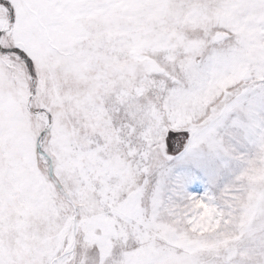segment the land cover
Returning <instances> with one entry per match:
<instances>
[{
    "label": "snow or ice",
    "instance_id": "obj_1",
    "mask_svg": "<svg viewBox=\"0 0 264 264\" xmlns=\"http://www.w3.org/2000/svg\"><path fill=\"white\" fill-rule=\"evenodd\" d=\"M170 4L183 41L142 52L118 83L101 75L68 94L46 66L82 16ZM261 53L264 0H0V264H264V200L243 206L264 159ZM226 139L247 151L219 193L171 175L181 146L231 154ZM197 202L231 239L190 243ZM42 214L47 236L31 227Z\"/></svg>",
    "mask_w": 264,
    "mask_h": 264
},
{
    "label": "rangeland",
    "instance_id": "obj_2",
    "mask_svg": "<svg viewBox=\"0 0 264 264\" xmlns=\"http://www.w3.org/2000/svg\"><path fill=\"white\" fill-rule=\"evenodd\" d=\"M180 17L181 10L174 4L158 7L138 5L133 8L117 6L106 16L99 10L88 13L73 22L72 30L65 33L63 47L58 54L48 58L46 66H50L51 75L68 94L101 75L116 76L110 83H118L120 77L117 72L120 68L148 59L141 55L142 52L153 46L167 47L173 38L183 41L185 27ZM256 48L253 46L252 50L256 51ZM225 143L234 147L235 152L212 151L202 145L194 150V155H185L181 146L172 153L173 159L169 162L171 175H192L194 181L186 184L188 192L198 195L219 193L235 180L244 167V162L236 155L247 151L246 146L237 139H226ZM251 167V180L259 187L248 193L243 206L254 210L264 200V159L260 163L254 160ZM197 207L204 209L194 225L200 231L190 243H196L198 247L216 248L232 238L228 221H225L223 230L217 233L221 225L214 216V209L203 202H197ZM253 216L254 211L247 215L249 224H252ZM31 227L34 232L47 236L50 218L42 214L32 222ZM206 233L216 235L208 238L204 235Z\"/></svg>",
    "mask_w": 264,
    "mask_h": 264
}]
</instances>
